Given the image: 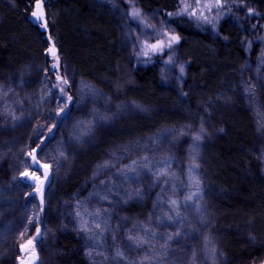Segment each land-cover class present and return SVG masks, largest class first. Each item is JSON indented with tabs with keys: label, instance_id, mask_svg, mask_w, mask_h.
Returning <instances> with one entry per match:
<instances>
[{
	"label": "rangeland",
	"instance_id": "374dc122",
	"mask_svg": "<svg viewBox=\"0 0 264 264\" xmlns=\"http://www.w3.org/2000/svg\"><path fill=\"white\" fill-rule=\"evenodd\" d=\"M47 1L43 0L45 12ZM91 1L94 5L111 9L120 28L126 63L133 68L156 64L161 83L177 86L186 97L188 91L184 90L191 76L190 57L180 50L183 39L173 25L171 15L158 9L144 11L136 0ZM179 1L186 15L195 20L200 28L213 34H218L222 22L229 19L231 24L238 26L237 34L244 41L242 38L246 35L240 24L242 19L257 14L264 24V0ZM37 2L39 0H34L33 11ZM217 4L222 7H216ZM186 5L191 6L187 12L184 11ZM193 11L196 15L191 14ZM46 25L48 46L56 50V57L49 50L44 52L43 59L32 56L28 63L14 69L5 81L0 82V156L7 162L5 159H11L9 153L16 150L19 154L12 156H15L13 159L18 161L19 167L28 165L25 172L38 177L32 179L20 175L23 183L29 185L30 195L34 196L38 208H41V216L45 212L53 170L42 160V150L37 149V145L42 144L43 149L59 132L61 141L56 143V149L66 156L70 145L78 143V148L98 145L95 140L100 137L98 131L102 124L109 125L110 131L122 132L133 129L132 121L136 116L153 120L158 113L155 107L134 98L116 100L83 78L67 59L61 57L57 43L49 33L50 23L47 21ZM172 36L179 39L172 42L171 48L165 46L155 51L151 48V45L161 42L167 45ZM258 39L263 41L262 54L255 60L244 58L233 75L239 79V89L255 123L245 160L235 162L233 168L238 183L244 180L257 182L264 190V37ZM207 62L215 68L221 66L215 56L208 58ZM53 64H58L55 71L52 70ZM57 76L67 83H61ZM68 96L72 97L71 102ZM180 100H177L174 111L181 108L183 100ZM65 104L68 108L58 116ZM211 106V100L206 103L201 101L198 105L201 113L199 120L197 115H193L196 121L193 118L189 123L166 126L158 132L119 142L110 148L108 158L99 164V169L106 172L103 177L94 179L93 186L76 205L78 213H75L83 217L84 224L92 223V226L88 224L89 239L85 238L82 244L84 250L86 246L91 247L99 258L98 264L229 263L223 241L227 227L221 222L225 214L219 205L232 192L212 180L211 162L214 144L225 134V127L216 121V113ZM197 136L200 139L197 140ZM34 149H37L35 155L40 164L48 165L47 179L45 169L37 170L32 163L29 153ZM25 154H28V160ZM46 158L55 159L50 151ZM120 171L126 173L124 185L119 178H109L112 187L118 186L124 191L122 201L113 202L109 192L111 185L106 182L105 176L109 172L120 174ZM188 196L192 199H186ZM172 201L176 204L173 205ZM135 204L140 209L135 208ZM33 208L35 211L38 209ZM102 222L109 229L104 244L98 240L102 236L99 233L103 229ZM39 229V236L36 229L34 235L20 246L15 263L8 259L2 264H41L39 243L44 231ZM234 229L244 233L253 245L264 246L257 219L240 222ZM53 247L55 249L51 251L48 264L57 263L55 256L58 250L55 245ZM118 252L123 255L118 256Z\"/></svg>",
	"mask_w": 264,
	"mask_h": 264
},
{
	"label": "trees",
	"instance_id": "16d2710c",
	"mask_svg": "<svg viewBox=\"0 0 264 264\" xmlns=\"http://www.w3.org/2000/svg\"><path fill=\"white\" fill-rule=\"evenodd\" d=\"M136 2L144 11L158 9L171 15L173 25L183 39L180 50L190 57L188 86L191 85L184 90L188 91L187 96L184 97L177 86L161 83L156 64L133 68L126 63L120 28L110 8L94 5L91 0H48L49 33L55 39L61 57L67 59L83 78L114 99L134 98L155 107L158 113L153 120L136 116L132 121L133 129L122 132L110 131L109 125L102 124L98 131L100 137L95 140L97 148H78V143L76 146L69 143L71 147L66 156L56 149V143L61 141L59 132L56 133L41 151L42 160L53 170L42 216L41 208L30 195L29 185L23 183L20 176L28 170V165L19 167L18 161L13 159L19 154L16 150L9 153L11 159H5L7 162L0 156V264L8 259L15 263L20 246L34 235L37 228L44 231L39 243L41 264L49 263L51 251L55 249L53 245L58 250L56 264H98L99 258L91 247L86 246L84 250L82 244L85 238L89 239L88 226L92 223L84 224L83 217L76 216V205L93 186L94 179L103 177L106 172L99 169V164L108 158L110 148L119 142L147 136L166 126L189 123L193 118L196 121L193 115L199 120L198 105L207 100L212 101L216 121L225 127V134L214 144L211 162L212 180L232 192L219 205L225 214L221 222L227 227L223 241L227 247L228 264L264 262V246L253 245L244 233L234 229L238 223L255 218L264 240L263 186L249 180L238 183L233 168L235 162H244L255 128L238 86L239 79L233 75L244 58L255 60L262 54L263 41L258 38L264 37V24L257 14L242 19L240 24L246 35L242 41L237 34L238 26L231 24L229 19L222 22L218 34L203 30L183 12L179 0ZM33 4L34 0H0V82L5 81L14 69L28 63L32 56L43 59L44 52L49 50L47 33L30 21ZM212 56L221 66L215 68L207 62ZM178 99L183 100V104L174 111ZM49 151L55 159L46 158ZM27 156L25 154L28 160ZM123 171L120 174L109 172L105 176L111 185L109 192L113 202H121L124 191L118 186L112 187L109 178H119L124 185L126 173ZM33 207L38 209L35 211ZM136 207L140 209L137 204ZM101 225L103 229L99 233L102 236L98 240L104 244L109 229L104 222Z\"/></svg>",
	"mask_w": 264,
	"mask_h": 264
},
{
	"label": "snow or ice",
	"instance_id": "6c2138e0",
	"mask_svg": "<svg viewBox=\"0 0 264 264\" xmlns=\"http://www.w3.org/2000/svg\"><path fill=\"white\" fill-rule=\"evenodd\" d=\"M190 7H191L190 5H186L185 8H184V11H185V12L189 11ZM216 7H222V5L217 4ZM36 9H37L36 11H33V12H32V16H33L34 18H36L37 20H39V19H41V18L43 17V15H44V13H43V11H42V5H41L39 2H37V4H36ZM249 11L251 12V9H250ZM138 14H139V13H134V15H138ZM191 14H192V15H196V12L193 11V12H191ZM204 19H207V17H204ZM43 26L46 27L47 25L45 24V25H43ZM178 39H179V37L172 36V37H170V41H169V43H168L167 45H164V44L161 42V43H159V44H157V45H151V48H152L154 51H155V50H160V49H162V48L165 47V46L171 48V46H172V42L178 41ZM49 52H50L54 57H56V50H55L54 48L49 49ZM144 54L147 55V52H145ZM57 59H58V57H57ZM57 68H58V64H53V65H52V70H53V71H55ZM180 71H181V73H183V71H184L183 66H181ZM56 78H57V80H60L61 83H64V84L67 83L66 80H62L61 77H59V76H57ZM61 92L63 93V89H61ZM67 99H68L69 102H71L72 97H71V96H68ZM67 108H68V105L65 104L64 107L60 109V112L57 113V115L59 116L61 113H64L65 110H66ZM196 139L198 140V139H200V137L197 136ZM37 149H41V150H42V144H41V145H37ZM37 149H34L32 153H29V155H30L31 158H32V163H33L35 166H37V170H39L40 168L45 169V171H44V176H45V179H47V176H48V173H47L48 165H41V164H40L39 160L37 159V156L35 155ZM134 163H135V162H134ZM196 167H198V165H197ZM190 170H191V169H190ZM22 175L30 176L32 179H38V177H36L34 173H27V172H25V173H23ZM197 183H198V181H197ZM42 185H43V181H41V186H42ZM186 199L191 200V199H192V196H188V197H186ZM41 203H43V200H41ZM172 204L175 205V204H176V201H172ZM169 219H171V217H169ZM39 235H40V229L37 228V236H39ZM169 238H171V237H169ZM31 243H32V242L29 241V245H31ZM117 255H118V256H122L123 254L118 252ZM22 264H24V262H22ZM28 264H31V262H28Z\"/></svg>",
	"mask_w": 264,
	"mask_h": 264
},
{
	"label": "water",
	"instance_id": "95a60500",
	"mask_svg": "<svg viewBox=\"0 0 264 264\" xmlns=\"http://www.w3.org/2000/svg\"><path fill=\"white\" fill-rule=\"evenodd\" d=\"M39 3L42 5V11H43L44 15H43V17H42L41 19H39V20H37L36 18H34V17L31 15L30 21H31L34 25L39 26L40 29H41L42 31H45L46 27H44L43 25L47 24V17H46V12H45V10H44V2H43V0H39ZM36 4H37V3H36ZM36 10H37V9H36V7H35V11H36ZM40 21L43 23L42 25H40ZM50 49H52V48H50Z\"/></svg>",
	"mask_w": 264,
	"mask_h": 264
},
{
	"label": "bare ground",
	"instance_id": "6f19581e",
	"mask_svg": "<svg viewBox=\"0 0 264 264\" xmlns=\"http://www.w3.org/2000/svg\"><path fill=\"white\" fill-rule=\"evenodd\" d=\"M32 15V14H31ZM31 18V17H30ZM50 49V48H49Z\"/></svg>",
	"mask_w": 264,
	"mask_h": 264
}]
</instances>
